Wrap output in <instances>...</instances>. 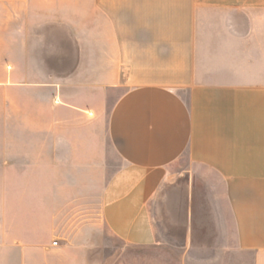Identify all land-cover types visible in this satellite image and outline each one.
<instances>
[{"label": "crops", "instance_id": "obj_1", "mask_svg": "<svg viewBox=\"0 0 264 264\" xmlns=\"http://www.w3.org/2000/svg\"><path fill=\"white\" fill-rule=\"evenodd\" d=\"M92 9V42L67 26L92 43L74 69L39 70L30 23L0 73V218L13 190L34 235L44 189L45 220L82 222L56 246H0V264H264V0Z\"/></svg>", "mask_w": 264, "mask_h": 264}, {"label": "rangeland", "instance_id": "obj_2", "mask_svg": "<svg viewBox=\"0 0 264 264\" xmlns=\"http://www.w3.org/2000/svg\"><path fill=\"white\" fill-rule=\"evenodd\" d=\"M30 23L41 25L38 29H34L32 33L35 42V53L39 59V70H45L49 65L57 69L63 67L72 70L76 67L80 51L88 54L92 50V43L79 45L74 42L73 38L68 39L65 35L68 32V25L71 31H77L78 26L88 25L90 27L88 31L90 38L88 40L92 42V0H0V73L2 70H5L6 73H12L14 58L21 55L22 48L27 43L25 37L31 32ZM120 91L118 90L116 95ZM114 97L115 94L110 93L107 109L112 104ZM104 118L99 125L73 123L70 125L69 131L103 132ZM107 153L112 160L113 155L110 150ZM39 177V179H45L44 174ZM12 192L13 190L7 189L9 203L6 206L5 218H0V246L16 244L19 243V240L27 242L35 240L36 244L56 246L68 241V237L73 239V233L71 232L74 231L75 234L77 232L76 226L82 224L74 216L76 211H67L64 214L67 216L65 221L52 224L44 217L47 203L45 190H39V220L37 230L33 235L29 231V222L23 219L25 215L17 212L12 201ZM40 213L42 214L40 215ZM101 228L104 236L103 243L107 247H111V250L117 249L121 242L109 235L104 226H101ZM90 232H93V229L89 230L87 228V240ZM90 240L92 241L93 238L91 237ZM113 253L110 250L105 252L108 260L113 256ZM153 264H158V262L154 261ZM167 264H174V262L168 261Z\"/></svg>", "mask_w": 264, "mask_h": 264}]
</instances>
